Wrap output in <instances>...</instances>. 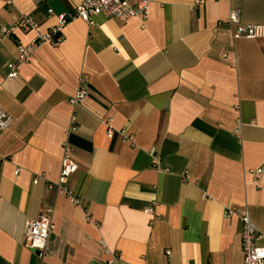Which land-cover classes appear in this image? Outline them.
Segmentation results:
<instances>
[{
	"label": "crops",
	"instance_id": "1",
	"mask_svg": "<svg viewBox=\"0 0 264 264\" xmlns=\"http://www.w3.org/2000/svg\"><path fill=\"white\" fill-rule=\"evenodd\" d=\"M80 1L0 0V104L13 116L0 137V264H242L243 211L264 245V38H233L227 19L264 24V0H149L146 19L74 18L8 77L34 33L2 27L28 15L45 31ZM81 73L89 92L72 105ZM106 121L133 140L108 137ZM65 140L85 209L49 187ZM46 209L40 253L23 239Z\"/></svg>",
	"mask_w": 264,
	"mask_h": 264
},
{
	"label": "built area",
	"instance_id": "2",
	"mask_svg": "<svg viewBox=\"0 0 264 264\" xmlns=\"http://www.w3.org/2000/svg\"><path fill=\"white\" fill-rule=\"evenodd\" d=\"M6 3H12V0H5ZM204 0H194L192 7H196L203 3ZM149 0H82L74 8L73 11L60 14L57 24L43 31L39 23L31 16L20 15L11 25L3 26L1 31L3 35H12L17 29L29 30L34 33L32 40L27 43L18 45V56L15 61L8 64V77L14 78L19 74V68L23 63L28 62L37 48L48 43L52 46H57L63 39V27L67 22L74 18H81L89 23L93 22V17L101 15L106 18H115L122 22L130 21V19L139 17L146 19L148 15ZM52 13V10H48ZM228 23L234 26L232 29L233 38H249L260 39L264 38V24H244L240 22L239 14L233 10L229 17ZM78 79L76 93L70 97L69 101L72 105L80 104L84 101L89 92L88 74L81 73ZM13 122V116L9 114L0 104V137ZM107 136L113 137L115 132L121 134L123 140H133L132 135L127 134L124 129L115 130L109 121H106ZM76 126L72 120L71 126L67 129V133L75 130ZM63 154L61 160L60 174L56 182L50 183L49 187L64 195L73 205L85 209L81 196L74 191L70 186V177L78 168L76 161L72 157V146L69 141L62 142ZM261 172V169L256 171ZM189 176L184 174V179ZM150 213L154 212L152 207L147 209ZM51 210L46 209L40 215L28 223L24 234V245L43 253L46 249L47 240L50 232L54 228L52 221ZM235 213L232 207H226V216H231ZM89 221L95 222L89 215L86 216ZM242 222V247H243V262L242 264H264V245H258L257 240L261 237L257 228L252 221L247 210L240 214ZM116 255V253H114Z\"/></svg>",
	"mask_w": 264,
	"mask_h": 264
},
{
	"label": "water",
	"instance_id": "3",
	"mask_svg": "<svg viewBox=\"0 0 264 264\" xmlns=\"http://www.w3.org/2000/svg\"><path fill=\"white\" fill-rule=\"evenodd\" d=\"M39 252V251H38Z\"/></svg>",
	"mask_w": 264,
	"mask_h": 264
}]
</instances>
